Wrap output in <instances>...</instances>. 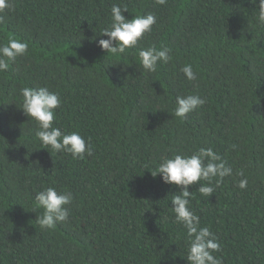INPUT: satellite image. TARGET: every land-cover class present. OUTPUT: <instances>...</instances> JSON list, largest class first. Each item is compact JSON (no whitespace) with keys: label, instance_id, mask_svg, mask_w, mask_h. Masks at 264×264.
<instances>
[{"label":"trees","instance_id":"obj_1","mask_svg":"<svg viewBox=\"0 0 264 264\" xmlns=\"http://www.w3.org/2000/svg\"><path fill=\"white\" fill-rule=\"evenodd\" d=\"M9 3L0 44L16 38L28 51L0 72V264H188V237L171 208L180 189L150 172L162 157L208 147L233 172L209 198L190 186L192 210L220 243L222 264H264L259 0ZM113 5L127 8L126 19L157 17L135 48L115 56L98 47ZM149 47L171 49L155 73L140 66L139 50ZM185 64L196 81L180 71ZM23 87L58 93L54 126L78 132L92 155L41 149L35 122L20 109ZM189 94L206 103L179 119L175 98ZM48 186L73 194L69 218L53 230L35 221V194Z\"/></svg>","mask_w":264,"mask_h":264},{"label":"clouds","instance_id":"obj_2","mask_svg":"<svg viewBox=\"0 0 264 264\" xmlns=\"http://www.w3.org/2000/svg\"><path fill=\"white\" fill-rule=\"evenodd\" d=\"M165 2L166 0H157L159 4ZM250 2L256 4L257 0ZM8 8H10L9 0H0V12ZM258 9V23L264 26V0H259ZM124 12H127V8L112 6L111 24L102 33L108 39L98 41V47L102 51L114 56L135 48L140 39L152 31V26L157 21V17L152 13L126 19L122 14ZM2 19L3 17L0 16V22ZM27 51V42L16 38H10L6 44H0V72H7L10 63L17 57L25 55ZM170 52L171 49L167 47L159 50L154 47L141 49L138 54L140 66L147 73H155L159 65L167 64L172 60ZM180 71L188 81H196L197 74L193 71L192 65L185 64ZM20 96L22 97L20 109L35 122L37 130L34 136L40 142L41 149L51 148L56 153L64 152L71 154L73 158L81 159L85 154L92 155L91 145L78 132L64 134L60 128L54 126L55 110L61 106L58 93L50 91L48 87H23ZM205 103L206 98L198 94L177 96L174 114L177 118L183 119ZM232 172V168L227 166L211 147L200 148L191 155L178 153L170 158L162 157L155 169L150 172L152 177L159 174L163 183L180 189L179 193L172 197L171 208L174 212V222L183 226L188 237L186 255L188 264H222V259L215 255L221 250L220 243L209 227L200 226V217L191 207L192 192L188 189L192 185L199 184L196 192L209 198L223 178L231 176ZM239 175L243 176V173ZM247 184L248 180L244 178L239 181L238 187L244 189ZM72 200L71 192H58L52 186L36 192L35 207L42 209L35 220L38 226L43 230H53L58 223L66 222L70 214L67 206Z\"/></svg>","mask_w":264,"mask_h":264}]
</instances>
